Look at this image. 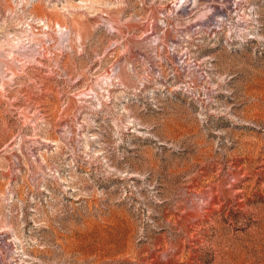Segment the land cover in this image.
<instances>
[{"label": "rangeland", "instance_id": "obj_1", "mask_svg": "<svg viewBox=\"0 0 264 264\" xmlns=\"http://www.w3.org/2000/svg\"><path fill=\"white\" fill-rule=\"evenodd\" d=\"M0 264H264V0H0Z\"/></svg>", "mask_w": 264, "mask_h": 264}]
</instances>
